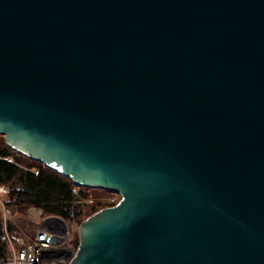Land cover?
Masks as SVG:
<instances>
[{"label": "water", "instance_id": "1", "mask_svg": "<svg viewBox=\"0 0 264 264\" xmlns=\"http://www.w3.org/2000/svg\"><path fill=\"white\" fill-rule=\"evenodd\" d=\"M0 134L119 195L69 264H264V0H0Z\"/></svg>", "mask_w": 264, "mask_h": 264}, {"label": "trees", "instance_id": "2", "mask_svg": "<svg viewBox=\"0 0 264 264\" xmlns=\"http://www.w3.org/2000/svg\"><path fill=\"white\" fill-rule=\"evenodd\" d=\"M0 185L8 190L3 194V202L10 211L25 216L28 207L42 208L45 215L58 216L69 222H81L85 217L101 207L108 206L104 201L77 202V199L87 197V189L75 186L68 178L60 175L40 161L16 151L0 138ZM112 205V204H111ZM22 225H29L26 220L19 219ZM16 224L10 220L4 223L0 210V260L11 255L9 237L17 248V238L20 235ZM21 225V224H20ZM8 237H7V235ZM76 247L77 236L72 241Z\"/></svg>", "mask_w": 264, "mask_h": 264}, {"label": "built area", "instance_id": "3", "mask_svg": "<svg viewBox=\"0 0 264 264\" xmlns=\"http://www.w3.org/2000/svg\"><path fill=\"white\" fill-rule=\"evenodd\" d=\"M74 185L72 190L77 194L80 185ZM6 192L7 187L0 185L2 219L4 223L10 220L16 224L11 218L10 208L2 200V196ZM83 201H91V198L88 200L86 197L77 199V202ZM33 210L36 211L37 215L33 218H27L31 226L29 231L17 224L20 232L17 243L20 248H17L9 237L11 255L0 260V264H69L77 246L75 247L72 243L68 223L61 217L51 215L39 219L40 216L44 215L42 208L32 206L31 212Z\"/></svg>", "mask_w": 264, "mask_h": 264}, {"label": "rangeland", "instance_id": "4", "mask_svg": "<svg viewBox=\"0 0 264 264\" xmlns=\"http://www.w3.org/2000/svg\"><path fill=\"white\" fill-rule=\"evenodd\" d=\"M0 138L4 140L3 136L0 134ZM7 187V186H6ZM85 187V186H83ZM88 191V195H87V200L89 198H91V201H84L86 203H90V202H93V201H104L106 202L107 204L109 203V205L111 204H114L117 202V200L119 199V195L115 192H112V191H109V190H106V189H101V188H91V187H85ZM7 190H8V187H7ZM3 198V196H2ZM31 207H28L27 209V212L25 214V216H21L23 218V220H28L27 218H33L34 216L37 215L36 211L33 210L31 212ZM43 211V210H42ZM31 213V214H30ZM44 215L40 216L39 219H41L42 217H46L48 215H45V213L43 212ZM90 215V214H89ZM20 216L18 215V213H14L11 211V218L15 221V222H18L19 219H22V218H19ZM11 219V220H12ZM13 222V221H12ZM67 222V221H66ZM19 223V226H21L22 228L24 229H27L28 231L30 230V224L29 225H22V223H20V221L18 222ZM68 225H69V230H70V234H71V238H72V241L73 239L77 236L78 238V231H77V228H78V224L80 222H75L74 220L72 221H69L67 222ZM21 224V225H20Z\"/></svg>", "mask_w": 264, "mask_h": 264}]
</instances>
